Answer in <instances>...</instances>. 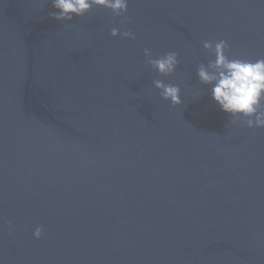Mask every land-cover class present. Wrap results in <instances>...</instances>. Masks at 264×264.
I'll use <instances>...</instances> for the list:
<instances>
[{"label": "water", "instance_id": "95a60500", "mask_svg": "<svg viewBox=\"0 0 264 264\" xmlns=\"http://www.w3.org/2000/svg\"><path fill=\"white\" fill-rule=\"evenodd\" d=\"M56 11L0 0V264H264V128L231 124L197 77L205 40L264 58V0Z\"/></svg>", "mask_w": 264, "mask_h": 264}, {"label": "clouds", "instance_id": "9594fccd", "mask_svg": "<svg viewBox=\"0 0 264 264\" xmlns=\"http://www.w3.org/2000/svg\"><path fill=\"white\" fill-rule=\"evenodd\" d=\"M129 0H51L58 11L50 15L61 22H70L73 16L83 17L93 6L110 9L114 17L129 20ZM113 37L136 39V34L130 30L113 27ZM203 48L214 55L205 65L201 63L197 69L199 82L211 86L212 99L220 109L231 115V124L246 125L248 128H264V58L255 62L248 59L229 58L226 55L228 44L221 39L215 43L203 41ZM146 62L160 75L167 76L176 71L179 64V53L169 51L167 54L153 58L150 49H144ZM160 96L172 105L182 103L178 85L166 84L160 79L153 81ZM43 232L41 226H36L33 236L40 239Z\"/></svg>", "mask_w": 264, "mask_h": 264}]
</instances>
